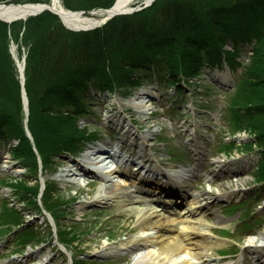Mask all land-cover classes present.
Instances as JSON below:
<instances>
[{
    "label": "trees",
    "instance_id": "16d2710c",
    "mask_svg": "<svg viewBox=\"0 0 264 264\" xmlns=\"http://www.w3.org/2000/svg\"><path fill=\"white\" fill-rule=\"evenodd\" d=\"M93 1L82 8H108L114 2ZM61 2L70 4L69 0ZM158 3L146 12L114 17L88 32L65 29L57 17L44 28L41 21L54 16L49 13L25 24L0 22V63L4 62L11 75L15 69L9 43L12 40L27 49L24 87L29 100L28 128L45 166L62 152L77 153L86 140L95 137V132H85L79 126V117L88 109L91 88L122 92L125 87L132 89L150 81L151 70L161 81L169 76L177 85L178 75L197 77L202 66L219 68L223 63L235 72L240 70L239 84L228 99L227 113L233 112L237 129L256 137L254 144L264 154V0H228L205 9L195 0H169L157 10ZM250 42L252 54L244 62L239 47ZM227 44H231V50H225ZM136 71L146 76H134ZM10 80L11 83H4L0 78V139L16 136L20 145L13 154L26 158L36 172V155L21 122L19 82ZM251 146L246 143L247 150ZM260 165L256 176L264 181V160ZM31 193L25 197H32L29 200L34 205L37 186ZM45 196L50 207L55 195ZM56 203L65 205L67 200L56 199ZM53 207V213L57 212V207ZM19 220L22 219L13 215L9 223Z\"/></svg>",
    "mask_w": 264,
    "mask_h": 264
},
{
    "label": "rangeland",
    "instance_id": "374dc122",
    "mask_svg": "<svg viewBox=\"0 0 264 264\" xmlns=\"http://www.w3.org/2000/svg\"><path fill=\"white\" fill-rule=\"evenodd\" d=\"M23 1L26 0H4L2 2L23 3ZM46 1L48 0L34 2L44 3ZM158 1L160 0H155L152 5H155ZM167 1L169 0L160 1L155 9L159 10V8ZM34 2L31 1L29 3L34 4ZM69 2V5H67V2H64L63 8L65 10L68 9L75 12L83 11L86 13L84 14L85 16L91 17L89 10L92 8L83 9L82 7H87V5L93 4V0H69ZM195 2L201 4L202 8L205 9L209 6H221L226 4L228 0H195ZM152 5L145 8L143 11L146 12L152 7ZM53 17H45L41 21V25H43L44 28L50 26L53 21H56V17ZM57 20L60 21L59 19ZM42 28L43 27H41V29ZM226 49L229 50L230 47L228 46ZM249 54V47H243V49L241 46L239 47L241 60L248 61L247 56ZM163 62L164 66H167L166 59L163 60ZM224 69L225 68L223 67V69L220 70L225 72L227 68ZM229 69L231 70V68ZM199 71L202 72L199 76V80L195 81L191 78H187V81H185L186 83L188 82V89L185 90V93L182 92V94L178 96L174 91V88L171 87V83H163L160 78V83L151 80L145 83L143 87L139 88L140 90H132L130 87H125L124 92L122 93L120 90L118 95L113 93V95L108 96L102 93L101 96L98 94V91H91L92 99L90 100L92 101L89 110L91 109V113L93 112V119L90 116L82 115V117H79L81 119L79 125L81 128H85V132L88 130V133L92 132L90 130L96 129L98 137H100L98 141L103 145L106 140L112 142L111 144L114 145L116 142L114 135L121 140H125L126 137L127 144L131 139L132 141L129 143V146H134V148H130L135 149V156L138 154L141 156L145 154V158L148 159L149 154L153 153L154 158L158 162L161 163L162 161L168 164L167 166L169 167L166 169H170V167L173 166L177 167V165H175L169 158L182 159V162H185L183 164H186L188 160H192L191 149H195L196 151L201 150V153L199 154L203 160V165L202 163L201 165L206 168V171L203 173H207L208 175L211 173L209 176L212 180L210 183L207 180L202 181V175H200L199 178L192 177V180L189 183L185 182L184 185L186 186L185 192H187L189 196H193V194L201 196L204 193H209L211 195L210 199H206L205 195L197 198V200L201 201V205L207 201L209 206H206L207 208L204 209L203 214L196 216L197 218H200V216L205 214V221H202V229H204L207 234H210L208 235L210 242H213V244L217 242V245L213 246L216 247L215 251L212 253H210V250L205 252L209 255L207 256L209 264H245L246 262H253V260H261L262 256L249 247L246 248L244 252L249 254H244V256L241 257L243 251L240 250L241 252L238 255H235L237 258L234 262L219 263L221 262L220 255H222L218 253L220 249L228 248L231 250L235 245V241H239L240 246L245 244V242L248 241V234H255L254 236L259 238V233H264V209L259 208L257 212V209L254 208L256 202H254L253 198L243 201V199L240 198L241 193H237L232 197V200H224L221 197L217 198L218 200L215 199L219 193H223L222 190L224 193H233L232 190L237 187L239 190L246 187L254 189L256 187L255 185L258 183V178L254 176V171H256V168L254 167L259 155L253 153L248 155L249 153L244 152L247 148L242 146L243 144L240 145L238 142L232 148L224 145L226 142V136L231 128L232 133L235 129V135L243 140L247 137L248 133L235 127L237 123L235 122V117L233 115H230V117L226 115L227 113L225 112V109L227 104L225 99L228 97L231 98L232 94H225L228 93V91H225L221 84L213 80L216 78V71L207 70L204 66H202ZM134 74V76L139 77L146 76L138 71ZM231 76L232 80H234V85L231 86L232 88L236 85V78L240 76V70L236 73L231 70ZM0 78L4 83H11L10 79L17 82V71L15 69L13 75H11L10 71L6 69V67L4 68V62H2L0 63ZM143 93H146L149 96L144 97L141 95ZM173 93L177 97L174 106L171 105L170 101L175 97L173 96ZM141 99L147 104L148 107L146 109H138L137 106H135L134 103ZM1 105H3V103L0 101V106ZM139 111L142 114H140ZM130 122H132V124ZM117 123H122V129L116 128ZM88 124L90 129H87ZM132 125H135L134 128ZM188 138H191L192 141L187 143L185 146L187 147L186 149L182 147L181 144H183V140ZM6 150L7 146L0 144V179L15 178V183L17 184L23 181H28L30 186L33 185L34 174H31L32 170L26 171V174H29V176L24 175L25 169H23V165L19 166L14 159L12 160L9 158L11 155H7ZM261 151L262 149H257V152ZM132 152L134 151H131V153ZM245 155L249 157V161L254 165L253 167L246 168L245 170L240 171L241 174L232 176L229 175L231 174L230 172L237 171L240 165H228L226 163L224 175H212V172L215 169L213 160L224 159V161H226V159H237L238 157L240 158ZM123 157L124 155L121 154L116 157V159L124 162ZM21 162H26V159H21ZM183 164L181 163V165ZM73 166V164L68 163L64 159L58 162V174L55 173L52 177L44 174L42 177L45 181L50 180L51 190H53V187H56L57 191L55 192L56 197L53 196L54 200L60 199L64 201L70 199L71 203L74 202V204L71 205L72 208L65 207V212L60 216L58 224L60 227H64V229H67V231L73 234V242L70 243L71 241L69 240L66 243H63L65 245L63 248L60 244V240L54 239V237H51L48 234L50 230L56 231L54 228H51V217L44 213L46 217L42 215V217L37 218L39 219L38 222H33L34 218H28L27 215L24 217V214L27 213V210L33 212L34 209L19 205L21 201L18 200L13 206L20 209L19 217H23V221L26 218L27 222L23 224V227L27 228H25L21 235L19 234V243L17 233L20 232V229H16L18 232L12 233L14 232L12 230L13 226L8 224L7 227L10 230L5 229V234L12 233V235L2 236L0 238V246L3 245L0 247V264H38L39 262L46 260L47 256L50 258L48 264H68V253L77 249L82 251L81 253H84L86 256L94 255L97 257L101 256L102 258L104 257L103 259L92 258L91 262H89L90 259L84 256L83 258L87 264H101L102 260L111 259H115L116 261L110 262L109 264H130L129 256L132 253L129 252V255L128 252H125L124 247L119 246L120 242L128 239L130 240L131 237L141 239L151 235V232H145L144 234H141L142 236L139 234L141 238H138L137 233L139 232V224L137 219L139 216L132 211H122L112 200L105 199L104 187L100 186V179L95 180V178L88 174L87 176L79 177L80 181L75 179L74 181L77 183L74 184L71 181H66L64 177L65 175L72 176L73 178L78 177H75L71 172L74 171ZM234 166H236V169L232 170ZM18 187L22 188V192L25 191L23 186L18 184ZM217 187L221 188V191H219ZM129 189L131 188L129 187ZM10 192L11 191H9L7 187L0 184V206L2 203L9 204V201L12 199ZM251 196L252 194L248 197ZM263 196L262 193H257L255 197H261L260 199H263ZM48 198L51 199V196ZM245 202L247 204H243ZM136 204L138 206L141 205L144 208L146 207L143 198ZM8 207L11 206L9 205ZM248 214H250V221L246 224L244 222L246 220L245 217ZM13 215L14 214H11L10 216L11 220ZM44 221H49L50 224L48 225L46 222L44 223ZM43 224L49 228V232H47ZM233 227L235 230H237L238 227V231L233 234L234 241L232 239L226 240L220 238V236H223L221 230H231ZM208 230H211L214 233V236L211 235ZM34 232H36L37 235H34V241L32 242L30 236ZM229 235H232V233L230 232ZM39 238L47 240L44 246L39 243ZM219 242L221 243L220 246H218ZM70 245H76L77 247L73 248V246ZM35 250L38 254H35ZM109 252L111 253L109 254ZM104 253L107 255H104ZM143 253L144 255H139V258H141L138 260L140 261L139 263L149 264V259L152 258L151 251L148 248L144 250ZM155 256L158 264H196L193 260L186 262L183 258H174L173 260H170L167 256L163 259L162 256L157 254V252L155 253Z\"/></svg>",
    "mask_w": 264,
    "mask_h": 264
},
{
    "label": "bare ground",
    "instance_id": "6f19581e",
    "mask_svg": "<svg viewBox=\"0 0 264 264\" xmlns=\"http://www.w3.org/2000/svg\"><path fill=\"white\" fill-rule=\"evenodd\" d=\"M153 1L154 0H118L117 4L114 7V11L117 14L129 13L131 12V10L135 9L132 8L133 5L139 7L143 4H151ZM28 7H2L0 8V20H5L9 23L14 19L23 21L26 17L30 16L27 13L29 12ZM30 9L31 11H34L35 7H32ZM60 14L63 22L65 24H68L70 28H73L75 30H89L90 27L94 26V24L90 22L89 19H85L86 16L84 14H74L67 12L65 13L64 11H61ZM98 19L99 17L97 15H93L92 17H90L91 21ZM9 48L11 56L16 65L18 79L22 81L21 78L24 77L25 74V69L23 68V51L15 42L12 43ZM220 79L226 84L230 83V77L227 74H222L220 76ZM25 101V110H28V101ZM134 104L138 109H146L148 107L147 104L142 101V99L136 101ZM139 113L142 114L140 111ZM99 151L105 152L102 148H89L84 156L79 159V162L85 165V171L90 172L91 170L92 172H94V174L98 173V178L101 180L100 186L104 187L105 199L112 200L122 211H132L133 213H136L137 216H139L137 219L139 224V232L137 233L138 238H141V234L151 231V235L149 236L141 239L130 238V241H128V243H126L125 241L120 242L119 246L131 247L132 244L139 250L140 248H149V250L151 251V256L153 258L149 259V264H158L155 256L156 252L158 255L162 257L164 256V258L169 256L167 258H169L170 260L174 259V255H177L178 258L182 259V256L178 254L180 252L183 254H188L191 258H197V260L201 264L209 263L207 260L208 255L205 252L208 250H210L211 252L212 250H215V247H213V244H210L209 242H204L206 233L202 230L199 231V226L196 225L199 220L193 221V219L195 218L194 212H197L201 207H203L199 204V200H197L199 195L193 196L188 207H186V203L185 206L183 205L185 201L184 199L186 197L184 193L181 194V197L172 198L174 196L173 193L176 191V189H173L172 186L178 185L179 182L185 183V177L189 173H185L182 167L180 170L176 167L175 169L177 171L179 170V172L177 173V171H172L171 175L167 177L168 180L166 179V181H168L167 184H170L171 191L164 192L161 187V182L152 185L151 182L146 179V176L141 173V171H143V166L138 164L140 163L139 160L133 161L135 165L134 170L137 171H132V169L130 168L131 160L127 164H122V168L117 167L114 162L110 160H104L106 158V156L104 157V154H112L113 152L111 150H108L101 155H96ZM95 152L96 154H93ZM116 153L117 150L112 154L113 158H116ZM130 157L131 155H129L127 158L130 159ZM137 167H140L139 171ZM214 167L216 171L221 173L225 168L224 162H215ZM243 167L245 166H239L238 169H241ZM64 177L68 182H74L75 179H77V181H80L79 177L73 178L69 175H65ZM160 179L164 181L165 178ZM129 187L131 189H129ZM217 188L219 191H221V188ZM153 191L154 196H152L150 201H154L155 203H152L150 205L147 204L145 208L141 205L138 206L136 204L142 198L143 200L147 199L148 195ZM222 196L225 197L226 194L221 193V195L216 196V198H224ZM205 197L206 199H210L211 195L206 194ZM165 202L169 204V206H167ZM164 210H166L169 215H172V213L175 212L174 214H176V217L165 215L163 213ZM134 240H137L139 242L136 243L134 242ZM250 240L251 242H253L254 238H251ZM169 251L173 252L174 254L170 255ZM183 260L185 261L186 258H183Z\"/></svg>",
    "mask_w": 264,
    "mask_h": 264
},
{
    "label": "water",
    "instance_id": "95a60500",
    "mask_svg": "<svg viewBox=\"0 0 264 264\" xmlns=\"http://www.w3.org/2000/svg\"><path fill=\"white\" fill-rule=\"evenodd\" d=\"M57 0H52L50 3V5L48 4H45V5H37V7H39L38 9L36 8V10L34 11H30L29 13L31 14H39L41 12H45L46 10L51 12V13H54V14H57L60 18L61 17V10H58L56 7H57ZM118 0L114 3L113 6H111L109 9H98V10H95V11H91V13L93 15H97L99 17L98 20H94V21H90L94 24L93 27H90V29H95V28H99V26L101 25H104L105 23H107V21H109L111 18L115 17V16H120L121 14H131L132 12H137V11H140L142 8H145V7H148L150 6L151 4H144L143 6H141L140 8L139 7H136L135 9L131 10V12L129 13H120V14H117L115 13V5L117 4ZM12 6H16V7H21L20 5H0V8L2 7H12ZM28 13V12H27ZM67 13H74V14H82L83 12H67ZM62 20V19H61Z\"/></svg>",
    "mask_w": 264,
    "mask_h": 264
}]
</instances>
